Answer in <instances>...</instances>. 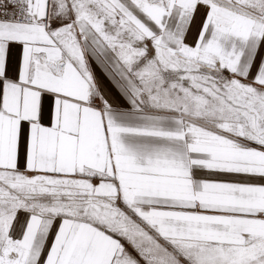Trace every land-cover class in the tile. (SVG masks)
<instances>
[{
	"label": "snow or ice",
	"instance_id": "1",
	"mask_svg": "<svg viewBox=\"0 0 264 264\" xmlns=\"http://www.w3.org/2000/svg\"><path fill=\"white\" fill-rule=\"evenodd\" d=\"M0 264H264V0H0Z\"/></svg>",
	"mask_w": 264,
	"mask_h": 264
}]
</instances>
